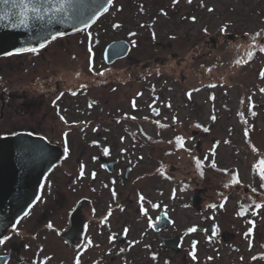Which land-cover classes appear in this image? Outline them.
Wrapping results in <instances>:
<instances>
[{
    "label": "rangeland",
    "instance_id": "obj_1",
    "mask_svg": "<svg viewBox=\"0 0 264 264\" xmlns=\"http://www.w3.org/2000/svg\"><path fill=\"white\" fill-rule=\"evenodd\" d=\"M83 36L98 50L115 39L132 41L136 60L107 67L91 54L89 63L83 48L74 56L59 39L40 63L23 56L24 74L18 66L9 79L1 71L0 82L15 92L70 93L65 104L94 108L69 119L75 122L98 124L102 107L136 98L138 119L124 121L139 138L161 139L152 159L140 149L139 169L155 168L157 149L167 150L165 173L147 176L142 186L165 188L181 228L211 219L218 227L217 235L190 232L188 249L195 236L201 241L197 259L171 264H264V0H115ZM9 58L20 56L1 57L0 67ZM115 86L123 93H112ZM198 187L206 190L205 221L187 204Z\"/></svg>",
    "mask_w": 264,
    "mask_h": 264
},
{
    "label": "flooded vegetation",
    "instance_id": "obj_2",
    "mask_svg": "<svg viewBox=\"0 0 264 264\" xmlns=\"http://www.w3.org/2000/svg\"><path fill=\"white\" fill-rule=\"evenodd\" d=\"M88 28L57 36L43 47H33L37 52L14 51L1 56L20 58H9L0 72L9 79L11 68L18 66L24 74L27 59L21 58L30 53L34 59L43 60L45 51L59 39L74 56L83 48L89 63L91 54H99L107 67L136 60L131 54L134 44L129 41V54L108 64L104 56L107 44L100 50L92 47L83 36ZM69 38L75 40L65 47ZM29 64L36 69L35 61L29 59ZM9 85V81L0 82V141L21 131L30 132L45 137L62 154L46 174L29 209L0 235L4 240L0 244V264H76L77 259L80 264H171L176 257L193 260L195 255L197 259L201 241L195 236L188 249V234L192 231L179 226L177 206L170 203L165 188L142 186L147 176L165 173L162 161L167 150L162 145L157 149L159 164L155 168L139 169V161L144 159L140 149H146L147 157L152 159L155 143L161 139L139 138L131 124L124 121L138 119L135 114L143 108L137 105L136 98L130 96L129 106L102 107L98 124L86 118L75 122L69 119L75 114H91L94 108L65 104L70 93L31 94L26 89L15 92L6 88ZM113 89L112 93H123L116 86ZM193 134L207 139L199 129ZM238 188L237 185L235 190ZM205 198L206 190L197 195V202L187 203L198 211L200 219ZM212 223L215 232L210 235L218 234L213 219L208 224L195 225L193 234H206Z\"/></svg>",
    "mask_w": 264,
    "mask_h": 264
},
{
    "label": "water",
    "instance_id": "obj_3",
    "mask_svg": "<svg viewBox=\"0 0 264 264\" xmlns=\"http://www.w3.org/2000/svg\"><path fill=\"white\" fill-rule=\"evenodd\" d=\"M113 0H111L112 2ZM0 0V56L33 48L53 37L83 29L111 3L108 0ZM35 8L37 11H33ZM211 40L215 41L213 38ZM131 45L116 40L107 45L105 60L112 63L128 55ZM61 149L45 137L21 131L0 141V235L22 216L37 198L46 174L61 156ZM202 189L196 188L192 201ZM210 224L208 233H214Z\"/></svg>",
    "mask_w": 264,
    "mask_h": 264
},
{
    "label": "snow or ice",
    "instance_id": "obj_4",
    "mask_svg": "<svg viewBox=\"0 0 264 264\" xmlns=\"http://www.w3.org/2000/svg\"><path fill=\"white\" fill-rule=\"evenodd\" d=\"M108 2L111 3V0H108ZM174 2H175V0H174ZM189 2H191V0H189ZM4 3L5 4L9 3V0H4ZM12 3L14 6H16V0H12ZM20 4H22L25 8L28 7V5L25 3V0H20ZM32 10L37 11V9H35V8H33ZM105 11H107V9H105ZM209 11H212V9H209ZM0 18H3V17H0ZM193 19H195V18L193 17ZM257 35L259 36L260 34L257 33ZM53 38H55V37H53ZM41 47H43V45H41ZM17 51L18 52H37L38 49H36V48H21V49H18ZM260 51L264 52V48H261ZM249 55L251 56V53ZM237 63H240V61H237ZM261 75L264 76V73H261ZM261 91H264V89H261ZM204 131H208V129L205 128ZM178 140H179V138H178ZM65 151H67V149H65ZM104 153L107 154L108 149L105 148ZM261 163L264 164V161H262ZM261 178L264 179V170L261 171ZM234 179H236V178H234ZM237 182H238V179H237ZM140 199L143 200L144 197L141 196ZM240 215H243V211L240 213ZM49 227H51V225H49ZM195 230H196L195 228H191L189 231L194 232ZM3 243H4V240H0V244H3ZM193 259H196L195 255H193ZM76 264H80L79 259H77Z\"/></svg>",
    "mask_w": 264,
    "mask_h": 264
}]
</instances>
